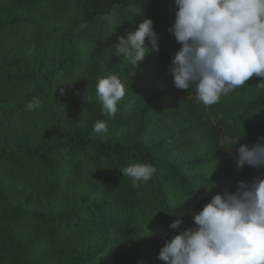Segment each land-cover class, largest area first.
<instances>
[{
  "label": "trees",
  "instance_id": "trees-1",
  "mask_svg": "<svg viewBox=\"0 0 264 264\" xmlns=\"http://www.w3.org/2000/svg\"><path fill=\"white\" fill-rule=\"evenodd\" d=\"M145 17L160 50L135 66L115 46ZM173 20L172 0H0V264H164L174 220L186 228L212 196L264 176L231 148L264 136L261 79L210 107L177 89ZM110 75L126 89L115 117L95 97ZM142 162L156 172L133 186L120 169Z\"/></svg>",
  "mask_w": 264,
  "mask_h": 264
},
{
  "label": "clouds",
  "instance_id": "clouds-1",
  "mask_svg": "<svg viewBox=\"0 0 264 264\" xmlns=\"http://www.w3.org/2000/svg\"><path fill=\"white\" fill-rule=\"evenodd\" d=\"M172 2L174 20L167 32L180 47L168 72L177 89H194L196 101L210 107L244 87L250 78H260L257 86L264 88V0ZM160 38L153 20L145 17L134 31L118 37L115 55L137 66L150 51L160 50ZM125 96L118 76L98 80L95 97L103 114L115 117ZM83 100L90 103L91 97L84 95ZM93 131L106 134L109 129L106 122L97 120ZM240 140L231 146L239 144L234 157L237 168H264V136L251 146ZM120 171L138 187L151 180L156 168L142 162ZM182 217L169 225L177 231L159 251L158 259L164 264H264V176L237 181L234 191L215 194L183 229Z\"/></svg>",
  "mask_w": 264,
  "mask_h": 264
},
{
  "label": "rangeland",
  "instance_id": "rangeland-1",
  "mask_svg": "<svg viewBox=\"0 0 264 264\" xmlns=\"http://www.w3.org/2000/svg\"><path fill=\"white\" fill-rule=\"evenodd\" d=\"M261 171H264V168H262Z\"/></svg>",
  "mask_w": 264,
  "mask_h": 264
}]
</instances>
